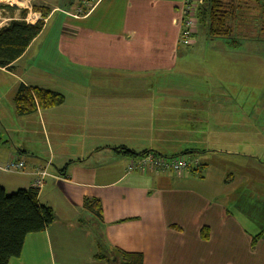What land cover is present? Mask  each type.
<instances>
[{
	"label": "crops",
	"instance_id": "obj_1",
	"mask_svg": "<svg viewBox=\"0 0 264 264\" xmlns=\"http://www.w3.org/2000/svg\"><path fill=\"white\" fill-rule=\"evenodd\" d=\"M79 2L0 0L17 6L13 11L0 9V27L20 19L21 9L25 17L32 15L30 23L41 18L33 5L49 9L42 30L25 51L9 68L0 67V85L5 86L0 92V186L7 193L37 187L39 203L53 213L43 231L25 236L19 256L7 264H108L95 256L97 240L82 208L84 197L100 201L99 230L107 248L139 252L144 264H264V161L260 153L247 151L264 148L263 127L250 130L242 118L232 125V108L210 111L195 103L172 105L174 110L194 106L193 113H162L182 121L154 124L155 109L170 106L153 103L155 91L162 92L152 84L175 82L169 73L154 75L143 69L183 64V0H100L86 16L67 15ZM91 19H96L92 25ZM82 65L97 67L98 84H108L102 91L114 104L100 111L119 114L117 126L101 121L106 115H99V105L85 101L89 79L78 71ZM123 68L134 73L123 75ZM123 83L130 85L124 93ZM193 83L182 88L185 97L167 92L164 99L209 100L218 94L206 86V78ZM20 84L57 91L63 101L18 114L14 95ZM138 85L145 87L139 92ZM122 99L134 103L122 105ZM139 117L145 120L140 127ZM104 123L111 125L112 135L95 131ZM35 131L40 138L25 137ZM182 132L191 135L180 139ZM153 136L173 142L167 144L174 149L167 155L196 150L190 155L197 159V168L177 174L128 171L131 157L120 149L167 148L155 144ZM71 137L79 143L73 145ZM68 147L75 148L74 156L57 159L54 150ZM10 161L23 166H8ZM231 164L236 169L231 171ZM203 227L207 237L201 236Z\"/></svg>",
	"mask_w": 264,
	"mask_h": 264
},
{
	"label": "rangeland",
	"instance_id": "obj_2",
	"mask_svg": "<svg viewBox=\"0 0 264 264\" xmlns=\"http://www.w3.org/2000/svg\"><path fill=\"white\" fill-rule=\"evenodd\" d=\"M228 1V6L226 7V9H228V11L231 10V16L228 18L227 24L229 25L230 31H238V34L236 32V34L230 35L228 37H208L206 32V25L202 24L203 21L199 23L195 17L196 32L191 37L188 44L185 45L180 42L179 31V42L184 48L182 58H180L179 61L183 64L175 65L173 67H170L169 69H143L154 75H159L160 73H164L165 75V73H169V78L175 82L173 85L156 82L152 84L154 90L158 89L159 92H162L158 93L155 91V93L158 95L155 96V99H153V103L165 104L170 106L165 109H155L156 115L154 117V124H162L167 120L169 122L182 121L180 119L181 117H178L176 115L165 116L162 113H166L167 111H171L172 113H193L196 110L194 106H184L179 110H174L172 109V105L195 103L197 105H204L203 108H207L210 111L216 110V107H228L230 109L232 108L234 110V116L232 115L233 124L230 122V116H228V125H237L238 122L236 120L242 118V123L245 126L249 127L250 130L256 129L258 125L260 127H263L261 129V132L263 131L262 133L264 135V9H262L259 4H256L255 2L250 0ZM196 2L198 3V5H204V8H206L207 0H197ZM200 10L202 9L200 8ZM92 20L96 19H91L90 21H88V23L91 24ZM191 45L195 46V52L194 50L191 51L193 49ZM78 71H85L84 78L89 79V84H85V93H88L90 95L86 97L87 99L85 101L88 103H94L97 106L99 105V107L101 106V108L98 107L97 112L99 113V115H103L104 113L106 116L104 115L105 118L99 119L101 121L102 119H107L109 120L105 121L107 124L115 123V125L117 126L119 124V114H113V111L106 113L105 111H100L103 106L106 108V106L110 103L114 104V101L108 99V97H110L109 94L102 91L103 88L108 87V84H98V68H85V65H82L78 69ZM122 72L123 75H129L134 73V70L123 68ZM128 75L123 76V78H126ZM79 76L80 75H78V77ZM205 78L209 80V84H207L206 86L211 87L214 90H218V94L214 95L209 100H194L189 99L188 97L186 100L164 99V94H169L167 92H170L172 94H178V92H180L181 94V92H183L182 88H192L195 85L193 81ZM178 82L179 84H177ZM129 86L130 85L128 83H123L122 93L127 91ZM179 86L181 88L180 91L178 90ZM142 87L145 86L143 85L140 87L138 85L139 92ZM4 89L5 86L0 85V92H4ZM185 92V95L189 93V91L187 90ZM223 92H226L227 94ZM181 95L185 97L183 94ZM226 95L228 97L227 100H225ZM122 100L120 102L122 105H128L130 102L134 103L133 100ZM184 118L188 120L187 117ZM138 119L140 127L145 120H143V117H139ZM214 120L215 117L213 116L212 123L214 122ZM107 124L104 123V126H96L95 131H97V133H99L100 135H112L111 125ZM130 135L134 137L135 133L130 132ZM187 135L191 134L182 132L179 136L181 137L180 139H186ZM70 136L72 135L70 134ZM174 136L175 134L171 132L170 138H173ZM25 137L27 139H37L38 137L40 138V135L37 131H35L32 133H28ZM71 138L73 145L79 143L73 137ZM62 140L64 141L65 139ZM153 140L158 146L163 145L164 147H167H154L162 154H168L169 152L171 153L174 150L172 147H168V143H173L169 140L157 138L155 136H153ZM63 145L65 146V142L63 143ZM67 145H69L68 142ZM152 145H154L153 142ZM73 150H75V148H56L54 152L57 155V159H62L64 156H67V160H70L72 156H74ZM247 151L249 153H260V157L264 161V148H250L247 149ZM229 167L231 171L233 169H236V167H234L232 164L229 165ZM260 168L262 169V171H264V164H261ZM84 214L86 217H89V219L87 220V224L88 227L92 230L91 234L93 235V230L96 224L88 213L85 212Z\"/></svg>",
	"mask_w": 264,
	"mask_h": 264
},
{
	"label": "trees",
	"instance_id": "obj_3",
	"mask_svg": "<svg viewBox=\"0 0 264 264\" xmlns=\"http://www.w3.org/2000/svg\"><path fill=\"white\" fill-rule=\"evenodd\" d=\"M227 1L207 0L206 8H204V5H198L197 3L195 17L199 23L203 21L202 24L206 25L208 37H228L232 35L227 24L228 18L231 16V10L228 11L226 9L228 6ZM250 1L259 4L264 9V1ZM16 8L17 6L15 5L0 3V9L13 11ZM32 8L40 11L41 15V18L34 23L27 22L24 19L26 10L21 9L20 19H12L7 25L0 27V67L9 68L10 64L25 51L30 42L42 30V17L47 16L49 9L35 5ZM63 98V94L57 91L20 84L14 95V107L18 114H24L34 111L37 106L45 108L57 105L63 101ZM120 150L131 158L142 156L146 153L165 157L189 155L191 158H195L190 153L196 151L189 149L167 155L156 149L134 151L133 149L122 147ZM82 208L96 224L93 234L97 240L98 251L95 255L97 258L105 260L108 264H144L142 254L139 252L107 248L99 230V223L102 218L99 199L84 197ZM52 221L53 213L51 208L38 201L37 187L19 188L14 192L7 193L0 186V264H7L10 258L19 256L25 236L29 233L43 231ZM206 231L205 227L201 229L202 237H207ZM258 235L252 238L253 244Z\"/></svg>",
	"mask_w": 264,
	"mask_h": 264
},
{
	"label": "built area",
	"instance_id": "obj_4",
	"mask_svg": "<svg viewBox=\"0 0 264 264\" xmlns=\"http://www.w3.org/2000/svg\"><path fill=\"white\" fill-rule=\"evenodd\" d=\"M100 0H80L75 7L74 11L66 12L67 15L80 18L86 16L91 10L97 5ZM197 0H183L182 4V17H181V28H180V42L188 44L189 40L195 33V9ZM36 13H33L35 16ZM32 15H28L24 19L28 22L32 20ZM8 166L22 167L21 162L10 161L7 163ZM198 166L196 158H191L189 155H180L173 157H165L161 155H155L152 153H146L142 156L131 158L127 166L128 171H162L179 173L188 168H194ZM44 175V171L38 172ZM36 183H39V179H36Z\"/></svg>",
	"mask_w": 264,
	"mask_h": 264
}]
</instances>
